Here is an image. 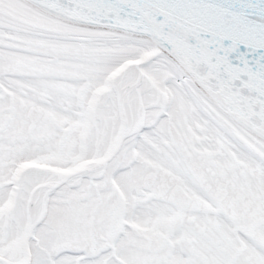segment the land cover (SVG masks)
I'll list each match as a JSON object with an SVG mask.
<instances>
[{"label": "snow or ice", "instance_id": "1", "mask_svg": "<svg viewBox=\"0 0 264 264\" xmlns=\"http://www.w3.org/2000/svg\"><path fill=\"white\" fill-rule=\"evenodd\" d=\"M0 264H264V0H0Z\"/></svg>", "mask_w": 264, "mask_h": 264}]
</instances>
